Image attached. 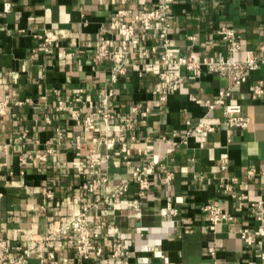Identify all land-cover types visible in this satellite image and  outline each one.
Listing matches in <instances>:
<instances>
[{
	"label": "crops",
	"instance_id": "obj_1",
	"mask_svg": "<svg viewBox=\"0 0 264 264\" xmlns=\"http://www.w3.org/2000/svg\"><path fill=\"white\" fill-rule=\"evenodd\" d=\"M162 1L0 0V101L9 98L0 113V240L7 241L11 254L25 242L21 236L41 239L61 216L85 212L91 225H102L95 243L98 255L93 251L78 259L67 234L61 236V247L50 248L53 264H113L115 239L127 246L126 264H264L259 257L264 237L249 246L238 234L243 227L258 225L248 202H264V177L247 176L249 167L264 166V92L258 97L249 91L250 84L264 78V65L248 72L247 81L232 87L228 97L242 106L248 126L227 127L220 107L207 112L189 96L213 99L228 79L205 65L197 76L181 67L183 81L166 90L158 76L161 46L141 55L161 41L154 31L137 28L138 43L128 55L126 74L112 85L109 104L110 111L133 123L126 131V155L118 145L107 149L97 143L105 133L96 107L111 74L108 60L94 59L97 47L102 39L110 48L118 44L120 37L110 27L118 11L124 10L122 18L128 21L131 13ZM167 1L173 56L227 57V44L217 34L221 27L232 28L239 37L236 59L243 51L257 53L264 41V0ZM46 30L57 34L49 52L35 37ZM146 62L153 66L144 68ZM78 89H83V102L70 103ZM136 102L149 108L144 121L132 115L130 107ZM74 109L80 111L77 119ZM87 114L96 120L93 129L84 126ZM203 116L214 130L190 135L185 144L172 147L189 130L186 120ZM117 123L110 121L108 136L116 138ZM48 148L52 151L40 160L37 155ZM92 153L109 156L96 167L97 173L87 163ZM149 161H155L150 186L139 195L132 169ZM79 162L82 170L75 167ZM101 178L106 181L101 183ZM231 178H236L233 187L243 194L242 201L219 188ZM92 179L100 184L90 192L84 185ZM124 183L126 191L112 197L111 191ZM211 202L233 217L214 230L202 209ZM28 264H40L39 255L32 253Z\"/></svg>",
	"mask_w": 264,
	"mask_h": 264
},
{
	"label": "built area",
	"instance_id": "obj_2",
	"mask_svg": "<svg viewBox=\"0 0 264 264\" xmlns=\"http://www.w3.org/2000/svg\"><path fill=\"white\" fill-rule=\"evenodd\" d=\"M169 2L163 0L155 8L144 10L136 13H131L128 21H124L122 17L126 16L124 10H120L115 15V18L111 21L110 27L120 37L118 44L110 48L108 40L102 39L100 45L97 47L95 60L102 61L108 60L110 62V79L107 82L106 89L100 98V105L96 107V113L100 117V121L104 124V135L97 140L98 144H104L107 149L114 148L115 145L119 146V151L126 155V131L132 129L133 123L129 117L123 115L114 114L109 109L110 98L113 96L112 85L116 83L119 78L126 74L128 67V55L133 52L138 38L135 35L137 28L143 30L154 31L157 38L161 41L159 45L152 46L150 49H143L141 51L142 56H147L151 52L157 51V48L161 46L162 52L159 54L157 61L159 80L167 90L183 81L179 69L185 67V69L192 75L197 76L201 65H205L209 71L216 72L221 76L228 79L229 83L225 88L218 91V94L213 99H200L194 95H190V100L197 104L203 105L207 112L212 111L215 108L220 107L223 116L222 124L227 127L246 128L250 122L248 116L243 114L242 106L239 103L229 101L231 88L241 85L247 81V74L253 70L258 69L261 65H264V41L259 45L257 53L252 50L243 51L241 59L234 57L235 53L241 51L239 37L232 28L221 27L217 30V34L227 44L228 56L219 54L218 57L199 58L194 55L189 56H173L169 52V37L168 29L170 26L168 19ZM41 41V49L44 52H49L53 43L57 39V34L52 31H44L42 34L35 35ZM35 49H32V55ZM151 62H146L144 68L148 69L152 67ZM249 91L255 96H261L264 92V78L258 80L256 83L249 85ZM83 89H78L74 94L70 103L83 102L82 99ZM164 97L162 96L161 99ZM8 97L0 101V113H4L7 104ZM132 115L139 116L144 121L149 113V108L143 106L142 103L136 102L131 107ZM72 116L75 119L79 118V109H74ZM117 120L116 129L118 135L115 137L108 136L107 131L110 126V121ZM84 126L88 129H93L95 125V118L93 114H87L84 119ZM186 124L189 125V130L177 141L172 142V147L177 144H185L186 138L190 135L203 136L206 133L214 130L212 123L205 121V116L198 118L195 122L186 120ZM26 132H23L21 136H25ZM176 136V133H173ZM75 146L79 149V138L75 139ZM169 149L168 151H170ZM52 150L48 148L44 153L37 155L40 160L46 159V154ZM78 154V153H77ZM108 154L101 155L100 153H92L88 156V166L93 173H97L96 167L101 161L108 158ZM126 158V157H124ZM126 160V159H125ZM21 163L25 162L24 156L21 158ZM128 164L129 161L126 160ZM226 160L222 162V168H225ZM155 161H149L143 165L133 166L131 180L135 181L138 188V194L143 193L149 189L150 175L154 167ZM83 162H79L75 165L77 170H82ZM259 174L264 177V166L255 168L249 167L247 170V176H255ZM171 179V174H166L164 180L167 182ZM236 178H231L228 181L223 180L219 183V188L223 193L235 197L242 201V195L238 194L234 187L233 182ZM106 178H101V183L105 182ZM99 182L96 179H92L89 183L84 185V188L90 192L95 191ZM127 189V184H121L111 191L112 197H119ZM248 207L254 214L258 225L254 228L243 227L238 230L239 237L246 245H253L258 239L264 237V202L261 200L248 202ZM167 212L170 207L167 206ZM208 212L210 220V229L214 230L215 226L224 221L231 220L233 217L225 212L217 202H211L205 204L202 208ZM173 211V210H172ZM85 212L74 214L69 212L68 214L61 216L56 221L49 224L48 233L45 237L37 239L31 236H21V239L25 242L18 244L14 247L15 255L11 254L10 247L6 240H0V264H28V259L32 253H37L40 258V264H53L52 260V247H61V236L70 234L73 241V247L78 259L87 257L91 252L95 251L98 255L99 249H96V241L101 237L102 225L100 223L91 225V222L85 219ZM210 252L213 253L212 248ZM110 257L116 260L113 264H126L127 246L120 240H113L111 245ZM259 257L264 260V252L260 253Z\"/></svg>",
	"mask_w": 264,
	"mask_h": 264
}]
</instances>
